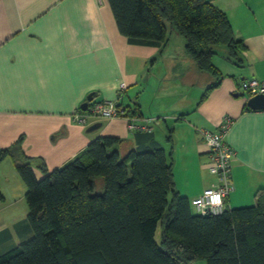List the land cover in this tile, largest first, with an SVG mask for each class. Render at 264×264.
Wrapping results in <instances>:
<instances>
[{
    "label": "crops",
    "instance_id": "obj_1",
    "mask_svg": "<svg viewBox=\"0 0 264 264\" xmlns=\"http://www.w3.org/2000/svg\"><path fill=\"white\" fill-rule=\"evenodd\" d=\"M213 4L227 14L247 51L242 67L221 55L214 58L224 79L201 102L212 77L197 68L172 28L162 48L134 45L120 34L108 0H0V149L22 137L26 154L43 159L51 171L98 137L120 138L125 155L150 146L140 134L151 133L170 156L177 190L193 201L218 183L209 171L202 131H217L229 117L234 121L226 135L235 151L234 190L225 207L255 202L264 188V111H246L248 97L240 84L264 81V0ZM90 94L123 110L139 104L141 117L126 112L77 124L73 115ZM131 123L146 129H130ZM0 186L3 204L25 202V185L9 159L0 164ZM18 230L22 237L29 235L26 225ZM3 233L7 239L0 253L13 241L10 226L0 222Z\"/></svg>",
    "mask_w": 264,
    "mask_h": 264
},
{
    "label": "trees",
    "instance_id": "obj_2",
    "mask_svg": "<svg viewBox=\"0 0 264 264\" xmlns=\"http://www.w3.org/2000/svg\"><path fill=\"white\" fill-rule=\"evenodd\" d=\"M108 2L130 44L162 48L170 28L175 29L197 68L214 79L201 102L224 79L216 56L244 66V40L236 38L214 0ZM124 110L127 116L141 117L139 104ZM140 136L150 146L125 155L119 151L120 138L98 137L81 155L51 171L43 159L26 154L22 137L0 149V164L11 160L26 188L29 225L25 220L15 228L20 234L18 227L26 225L31 237L3 249L0 264H264V188L251 206L198 214L194 200L177 190L173 163L163 146L151 133ZM232 168L231 161L233 182ZM213 176L218 183L209 188L219 185ZM5 200L0 186V204ZM159 225L163 231L157 243ZM6 239L0 234V243Z\"/></svg>",
    "mask_w": 264,
    "mask_h": 264
},
{
    "label": "built area",
    "instance_id": "obj_3",
    "mask_svg": "<svg viewBox=\"0 0 264 264\" xmlns=\"http://www.w3.org/2000/svg\"><path fill=\"white\" fill-rule=\"evenodd\" d=\"M241 91L248 98L264 95V81L249 79L241 84ZM125 114L117 102L113 101H95L93 100L88 111H77L73 120L75 123L84 125L91 118H102L107 120L117 119ZM234 121L226 117L219 129L213 131H202L205 145L209 149L211 156L210 172L218 176L219 185L216 188H208L202 195L194 199L192 205L196 213L201 215L221 214L225 210V199L234 190V185L230 176V167L235 151L225 143L226 135L232 127ZM130 129L143 130L146 128L136 126L133 123L129 125Z\"/></svg>",
    "mask_w": 264,
    "mask_h": 264
},
{
    "label": "rangeland",
    "instance_id": "obj_4",
    "mask_svg": "<svg viewBox=\"0 0 264 264\" xmlns=\"http://www.w3.org/2000/svg\"><path fill=\"white\" fill-rule=\"evenodd\" d=\"M172 29L175 31L174 28H172ZM175 33H177V32L175 31ZM177 35H179V34L177 33ZM218 49L222 50L224 48L219 47ZM219 64H220V61H219ZM213 83H214V79L210 78L209 86ZM89 105H90V103H89ZM87 111H88V109H87ZM73 117H74V115H73ZM253 203L254 202L247 204V205H244V207L245 206H251V205H253ZM2 205H5V206H2ZM24 205L26 207L25 202L24 203H11V204H3L2 203V204H0V212H2V214L5 216L4 220L2 218H0V222H2V224L3 223L8 224L10 226V231L13 234V241L9 242L8 248H12V246H18L22 242L27 241L31 238L28 236L22 237L19 233H17L18 231L15 228V225L17 223L24 222L25 220L28 223V220H27L28 219V217H27L28 211L27 212L23 211L25 209ZM28 225H29V223H28ZM162 231H163V228L161 225H159L158 230L156 232V242L157 243H160V241H161ZM32 236H33V234H32ZM194 264H206V262L205 261H198V262H195Z\"/></svg>",
    "mask_w": 264,
    "mask_h": 264
},
{
    "label": "water",
    "instance_id": "obj_5",
    "mask_svg": "<svg viewBox=\"0 0 264 264\" xmlns=\"http://www.w3.org/2000/svg\"><path fill=\"white\" fill-rule=\"evenodd\" d=\"M94 100V95L90 94L86 102L81 106L82 111H87L89 103ZM248 107L253 111H264V95H257L247 100Z\"/></svg>",
    "mask_w": 264,
    "mask_h": 264
}]
</instances>
